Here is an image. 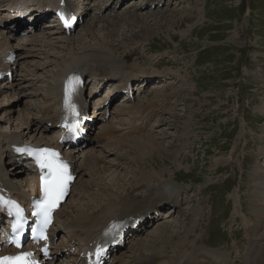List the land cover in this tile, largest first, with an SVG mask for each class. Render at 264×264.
<instances>
[{
  "label": "rangeland",
  "instance_id": "obj_1",
  "mask_svg": "<svg viewBox=\"0 0 264 264\" xmlns=\"http://www.w3.org/2000/svg\"><path fill=\"white\" fill-rule=\"evenodd\" d=\"M80 2H85L88 13L71 37L58 33L51 37L47 35L48 41H51L48 46L53 43L57 47L53 48L55 51L52 46L35 48L36 53L28 62L32 64V69L37 70L28 72L31 79L21 76L24 78L21 84L25 81L27 87L19 96L13 93L11 98L14 99L9 102L5 99L7 91L0 94V132L22 130L18 128L22 124L21 114H12L11 122H8L5 108L9 104L15 103L16 108L23 110L24 105L28 106L30 110L26 112L40 118L44 93L50 91L60 69L57 53L62 51L65 57L71 55L69 50L63 51L62 48L70 47V44L77 48L75 52L81 51L79 47L82 45L78 42L81 35L87 41V52H106L121 61L117 69L127 67L138 73L146 70L158 73L149 82L153 86L148 87V92L133 103L139 106L130 110L128 107L133 104H125L114 109L120 102L112 104L113 113L122 112L127 118L128 110L132 113L143 111L157 103L159 116L155 126L147 133L156 144L142 139L141 147L134 151L137 143L133 140L141 137L138 136L126 140L124 145L121 144L127 138L122 137L119 145L107 144L103 149L95 147L97 156L105 150L113 152L104 157L106 160H99L101 168L97 176L110 183L114 179L116 182V176L120 174L123 179L113 186L118 188L119 184L122 185L117 192L119 195H141L146 186L157 185L161 181L182 188V192L179 189L178 193L181 194L182 207L175 212L171 208L165 209L164 217L158 219L142 240L135 241L131 246L139 248L144 242L151 250L146 251L148 254H161L164 257L161 260L167 262L169 256L179 254L181 258L190 254L194 246L203 243L198 238L202 236L210 246L207 248L210 253H223L224 264H235V261L237 264H255V258L264 250V221L256 223L259 224L258 230L251 232L257 221V208H264V203H260L255 196L262 194L260 190L264 189V0H165L163 3L154 0V4L147 3L148 0H120L113 7L107 6L108 0ZM99 5L103 6L101 10L97 9ZM88 23L93 25L96 35L89 31L85 35L84 28ZM45 32H51V29ZM34 37L32 33H20L14 43L22 44L21 48L27 51L31 44L25 40ZM69 38L74 39L70 44L58 42L59 39ZM106 43H112L115 49L108 48ZM48 51L49 55H46ZM63 61L64 58L59 59V62ZM141 76L135 82H141ZM34 80L36 83L33 84ZM89 82L87 90L98 88L100 91L94 97L101 96L103 99L113 96L119 83L104 85V82H99L95 86V82ZM36 91L38 97H34ZM121 107L127 108V112H123ZM149 118L141 120L149 123ZM111 119L110 123L119 127L118 133H123L118 118ZM123 123V127L124 124L128 126L127 120ZM241 133L239 157L237 162L235 159L230 161L228 157L232 158L235 142ZM49 134L53 140L54 128ZM127 134L132 137V134ZM117 137L114 135L113 139L116 141ZM91 148L79 153V164ZM146 152L149 154L144 155ZM10 162L6 167L13 171L15 168ZM16 177L17 181L25 179L23 182L26 183L28 175L23 173ZM87 180L89 178L84 177L81 184L85 185ZM82 198L75 188L67 207L71 214L74 207L78 208L84 201L105 203L107 200L99 193L95 198ZM76 211L82 216L86 212L89 214L85 208ZM70 212L60 214L58 228L71 216ZM262 218L264 220V216ZM163 231L169 237L162 236ZM158 235L162 238L155 240ZM65 240L67 238L61 232L57 243ZM126 250L125 258L128 260L132 253ZM114 264L120 262L116 260Z\"/></svg>",
  "mask_w": 264,
  "mask_h": 264
},
{
  "label": "bare ground",
  "instance_id": "obj_2",
  "mask_svg": "<svg viewBox=\"0 0 264 264\" xmlns=\"http://www.w3.org/2000/svg\"><path fill=\"white\" fill-rule=\"evenodd\" d=\"M59 1L60 0H0V67H5V68L10 67V65L4 64L2 62V60L4 57L8 56L9 51H13V50L17 49V50H19V53H18L19 57H17V61L15 63L16 67L14 70V72H15L14 76L19 77V75H20V76L29 77V75H31V74H29V73H31V71L37 70L35 68L32 69L31 68L32 64H30V62H28L29 58L33 57L34 53H36L35 48H41L42 46H44V47L52 46V50H53V48L57 47V44L55 45L52 43L51 45L48 46V44H50L51 41L49 42L48 41L49 39H47V38L51 37V35L56 34L58 32L57 30H51V32H43V33L37 34L36 38L34 37L32 40L31 39L25 40V41H27V43L29 45L30 44L31 45L27 51H24V49L21 48L22 44L16 45L14 43L16 33L20 29V27H17L19 25V24H17L18 21H10L9 20L10 16L8 15V13L2 14V12L3 11L9 12L10 9L15 10L17 8V5L21 6V9H25L27 7L31 11V14L29 16H35V22H36L38 17H43V16H39V15H41L39 12H43L48 6H51L52 8H54L55 6L58 5ZM119 1L120 0H116L112 5H110V7L111 6L113 7L115 4L118 5ZM153 1L154 0H148V3L151 4V3H153ZM158 1H159V3H161L164 0H158ZM8 2H16L17 5L9 4L7 7L5 5V3H8ZM67 2L69 5H74L76 7L75 11L81 17H83L88 11V7L84 2L83 3L79 2V1L75 2V0H67ZM135 5H136V3H135ZM4 6H5V8H4ZM107 6H108V3H107ZM102 7L103 6L99 5L97 7V9L101 10ZM17 11L20 12L21 10L17 9ZM9 14H10V12H9ZM147 27L149 29V26H147ZM36 29H37V27H36ZM45 29H52V28L46 26ZM145 29H147V28L145 27ZM84 31H85V35L88 34V31L93 36L96 35V31L94 30L93 25H91L90 23L85 25ZM80 34H79V36H80ZM47 35H50V36L46 37ZM75 39H77L76 36H75ZM72 40L74 41L73 38H69V39H65V40L59 39L58 42H64L65 41V42L70 44V43H72ZM78 42L80 43L79 45H82L80 47L78 46L81 51L75 52V49H77V48L71 47L72 44H70V47H66V46L62 47V48H64L63 51H66V50L70 51L71 55H69L68 57H65L66 54H61L62 51H59L60 53L56 52L58 54V56L56 55L57 56L56 60L58 62L57 61L56 62L60 63V69L56 73V76L54 78L55 81L53 80L54 85L51 87L50 91H46V94L44 93V97L42 99L43 102H45V105L41 107V112H43V110L45 109L42 120L46 124L48 122L53 121V125L55 127H56L57 118L59 116L60 108H61V104H62V100H63V89L65 88V86L69 85V76L71 74H74L76 76V78H78V79H81L82 76H84L85 78L87 76H89L95 80H106V82H104L105 84L109 81H116L118 79H121L123 83L120 86L119 90H122V89L127 90L128 89L129 91H132V92L134 90L132 83H133V81L138 79L137 78L138 74L142 75V77L145 79L142 82L143 84L146 81V79L155 78L158 74V73H156L154 71H150V70H146V71H143L140 73H138L137 71L133 72L131 70L130 71L127 70L128 69L127 67H121V68L119 67L117 69V67L120 64H122L121 61L115 60L109 53H106V52H102V51H99V52L97 51L95 53L90 52V51L87 52L86 51V49L88 48L87 47V41L84 37L82 39V35H81ZM22 43H24V42H22ZM112 45H113L112 43L111 44L110 43L105 44V46H109L108 48L114 50L115 45H113V46ZM53 51H55V50H53ZM42 52H43V50H42ZM26 53H27V55H25ZM29 54H31V56ZM46 55H49V51L47 52ZM63 58H64L63 63L59 62V59H63ZM98 60L101 61V63L100 62L97 63ZM20 61H22V62H20ZM19 64H21L20 65L21 71H18V72H22L23 75H22V73L17 74V67ZM35 65H37V64H35ZM22 70H24V71H22ZM135 72H137V74ZM35 74L36 73H34L32 75H34V77H35ZM18 77H15V79L13 78V82L8 86H7V84L4 86L0 85V94H2L4 91H7L6 92L7 95H5V99H7L8 102H9V100L14 99V98H11L13 93H14V95L19 96L21 94V91H23L24 88L27 87L24 84L25 81H23L22 84H21L22 81H20L19 83H15L19 79ZM34 77L32 79H35ZM29 78L31 79V77H29ZM14 80H15V82H14ZM21 80H24V78L21 77ZM27 81L32 82L29 79H27ZM34 81L35 82H33V84L36 83V80H34ZM147 85L148 84H146V86ZM85 87H86V85L82 86L80 88L81 91L79 92V95L77 97L82 101L81 105H82L83 109L87 108V104H85L86 102H85V98H84L85 97V95H84V88ZM34 97H38L37 91L34 92ZM133 98H134V94H133ZM42 100H40L39 103H41ZM93 100H96V102L94 103V106L97 105V103H99L101 101L99 98H95ZM126 101H131V100H126ZM2 102L4 103V100ZM152 103H156V102H152ZM126 104H133V103H126ZM135 104L136 105H134V104L129 105L128 108L130 110H133L135 107L139 106L138 103H135ZM16 107H17V105L15 103H12V104H9V107L5 108L6 109L5 112H6V114L8 112V116H9V118L7 120L10 123L11 119H12V114H15L16 112L19 113V115L21 114L19 116V118L22 119L21 120L22 124L18 128L19 129L22 128V130H18V131H11L10 130V132H8V133L0 132V188H4V189L6 188L12 196H15L20 201L30 202L35 197L40 196L39 179H38L37 175L33 174L32 163L28 159L23 157L22 154L24 152L22 154H20V153H18L19 151L17 149L32 148V146L51 145V144H53V142H52V139L49 137V132L41 127V124H39V121H36L35 117H33L31 113L28 114L26 112L27 110H30L28 106L24 105V110H23V108L18 109ZM104 107H105V110L102 111V109ZM123 108H125V107H121V109H123ZM107 110H108V105L98 104L97 113L94 114V118L96 119V121H101L102 123H107V121H106ZM127 110L128 109L126 108V109H123L122 111L127 112ZM143 111L137 110L134 113H132L128 110V112H129L128 115H133L132 117H128V118L123 117L125 114L122 112H116L115 111L114 114H116V117H118L119 123L122 126L121 123H123V122L125 123L126 120L128 122L130 119H132L134 116H136L134 114L140 115V113H142ZM145 117H147V116H145ZM142 120H141L140 125L136 126V129L141 130V131H147V128L150 125V118H149V123H147V121L145 122ZM17 121H18V119H17ZM102 123L99 124L100 130L95 135L89 136L91 139H93L97 142L106 141L107 142L106 145L107 144H111V145L118 144L119 145V142L122 139V137H125L127 139H125V141L122 142V144H121V145H124L126 140H129L132 138L134 139V138H137L138 136H141V137H138L139 139L138 138L136 140L132 139L134 143H137V144H135L136 147L134 148V151H136L137 148L141 147L140 141L142 139H144L149 144H152V145L156 144L155 139L152 140V138H150V136L149 137L147 136V133L150 130L147 131L146 133H143V134H138V135L135 134L134 136L132 135V137H129V135L126 133L123 136H120V137L118 136L117 140L115 141L113 139L114 135H116L114 133L116 130L115 127L112 128L110 125H108V124L103 125ZM125 125L126 124H124V126ZM135 131H137V130H135ZM27 135H29V136H27ZM24 137H28V138H24ZM242 137H243V134L241 135V137L239 136L237 141L235 142L233 152H232V158L228 157L230 161L234 160V159L236 161V159L239 157V149L241 146ZM23 138L25 140H23ZM56 143H57V140L54 142V144H56ZM74 150L75 149H69V150L66 149L65 153L70 159H73L76 162V170H77L76 173L78 172V174L80 175V180L78 177V179H76V181L74 183V186L76 188V193L79 192L80 195L82 194V196L84 198V199L82 198L83 200H85L86 197H88L89 199L95 198L96 194H98V193L103 195L107 199L105 203H102V202L90 203L89 201H87V202L84 201L83 203L79 202L80 206L78 208L74 207L72 214H71V212L67 209V207H69V203H68L69 199L67 198L66 205L63 206L59 210L60 211V212H58L59 216L63 212H64V215L66 213L70 212L72 217L69 216L67 218V220L63 223V227L62 226L61 227L66 229V235L69 238L70 242H72V244H75L76 246L80 247V249H82L85 246H88L91 242L96 241L99 237H102L105 240V244L107 246H110V248H112L116 238L121 237L120 240L122 241L123 233L129 227L137 225L138 223L142 222L144 218H147L152 214L158 213V215H162L163 209L166 206H170L173 211H175V209L177 207H179V205L181 203L180 202L181 194L178 195L180 188L177 185L161 181L157 185L146 186L144 189V192L141 195L135 194V193H132V194L130 193V194H127L126 196L125 195H119V194H117V192H119L122 189V185L119 184L118 188H113V186H114V184L116 186L118 184V182H120V179H123V177H121L120 174L117 175V173H116V175H117L116 176V182H115V179L114 180L112 179L113 181H111L110 183L107 181L105 182L103 179L101 180V178H99L97 176V172H98L99 168H101V166L98 165L99 160H101V159H103L102 161L106 160V159H104V157L107 154L108 155L112 154L113 152L111 150H105L104 153L101 152L102 154L99 153V156H97L96 155L97 151L91 150L82 156L83 157L82 162L80 164L78 163V165H77V160L79 159V157L81 155L79 153L74 152ZM148 154L149 153L146 152L144 155H148ZM116 155L119 158L121 157L117 153H116ZM14 160H15V162H14ZM10 161H12V164L14 165L13 168H15L13 171L9 170L10 168L8 169L6 167V165L11 163ZM104 168L107 169L106 166H104ZM108 168H109V166H108ZM24 172H27L29 174V177L26 179L27 182L26 183L23 182V181H25V179H23V178H22L23 181H21V180L17 181L18 178L16 177L17 178L16 179L15 176H19V175L21 176V175H23ZM117 172H119V171H117ZM13 175H14V177H10ZM93 176H95V178ZM84 177L89 178V180H87V183H85V185L81 184V179H83ZM11 178H14V179L11 180ZM260 178H262V177H260ZM137 188H139V186ZM77 189H79V191H77ZM180 190L182 192V188ZM260 191L262 194L257 193L258 195L255 194V196L257 197L256 199L258 201H260V203L263 204L264 203V201H263L264 189L262 188V190H260ZM176 197H178V198L176 199ZM83 207L89 211V214L87 212H86V214H84V216H82L79 213L77 214L78 211H76V209L81 210V209H84ZM263 216H264V208H261V209L257 208V212H255V218L257 221L252 226L251 232H253V231L255 232L256 230H258L259 224L256 225V223L264 221L262 218ZM57 220L59 221V217L56 219V224H57ZM195 223L196 222H194L193 224H195ZM143 229H145V228L143 226H140L139 230L142 231ZM56 231H57V229L55 228L54 232L57 233ZM251 232H249V235ZM161 235L169 237V234L165 233L164 231ZM161 235H158L155 238V240H160V238H162ZM198 238L202 239L203 243L197 247L194 246L193 250L190 254H188L186 256H181L182 259L179 257V254H177L175 256L167 257L168 258L167 262H166V260H161L164 258L163 256H161V254H156V253H149L148 254L146 251L149 250V246L147 247L148 244H145L143 242L139 248H136V247L134 248L131 245L129 246L130 248L128 247L129 249L127 251L129 253H132V255L129 256L128 260H126V258H125L126 254L124 253V254L119 255V257L117 258V261L120 262V264H224L225 258H224L223 253L217 255V254L206 252L205 249L207 251H209V250L207 249L208 247L206 246V243H204L205 239L202 236H199ZM140 240H142V239H138L137 241H140ZM199 241H201V240H199ZM141 242L139 244H141ZM68 246H69V244H67V245H64V244L61 245L60 244V247H64V249L58 250V252H57V255H58L57 258L58 259L62 257L61 255L63 254V252L68 253L70 251V249H72L71 247H68ZM176 250H177V247H176ZM176 250L174 252H176ZM149 251H151V250H149ZM79 257H80V255L78 254L77 264L84 263L85 258H81L79 260ZM254 263L255 264H264V250H262L260 252V255H258L255 258ZM60 264H63V263H60ZM71 264H76V263H71ZM235 264H237L236 261H235Z\"/></svg>",
  "mask_w": 264,
  "mask_h": 264
},
{
  "label": "snow or ice",
  "instance_id": "obj_3",
  "mask_svg": "<svg viewBox=\"0 0 264 264\" xmlns=\"http://www.w3.org/2000/svg\"><path fill=\"white\" fill-rule=\"evenodd\" d=\"M75 92V85L72 81H69L68 93L69 97ZM69 106L75 111V106L71 104L69 99ZM78 116L79 113L75 112ZM18 151L27 152L36 158V162L39 165L42 173V189L44 198L37 204V211L35 215L41 218L42 225L46 227L50 223L51 213L55 207L59 204L62 198L67 192L69 182L72 176L69 171L67 163L63 162L59 153L48 149H17ZM0 203H11L0 200ZM16 208V223L13 225V231L19 232L23 228V217L21 215L22 209H19L18 205H13ZM41 237L43 236V230L41 229ZM17 247H20L19 241H13ZM31 252H22L19 255L0 256V264H35V261L31 259Z\"/></svg>",
  "mask_w": 264,
  "mask_h": 264
}]
</instances>
